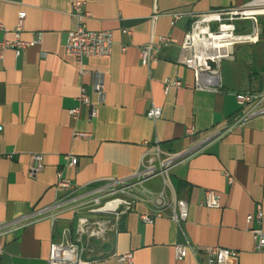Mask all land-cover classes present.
Returning a JSON list of instances; mask_svg holds the SVG:
<instances>
[{
    "label": "crops",
    "instance_id": "0c3cea01",
    "mask_svg": "<svg viewBox=\"0 0 264 264\" xmlns=\"http://www.w3.org/2000/svg\"><path fill=\"white\" fill-rule=\"evenodd\" d=\"M82 1L89 13L85 26L111 31L113 45L109 57H85L87 72L79 74L64 48L74 25L73 0H0V41L14 37L21 12L20 38L31 41L42 33L40 43L18 56L10 47L0 49V224L50 205L60 195L55 189L59 170L77 187L132 179L142 155L156 152L157 143L162 158L188 152L142 187L186 200V220L177 223L166 212L144 221L141 215L152 206L136 193L118 229L89 240L86 264H127L115 257L126 252L133 255L131 264H208L198 248L206 246L237 250L234 264H264L250 232L264 230V114L228 128L241 110L236 94L264 91V25L258 24L261 36L255 43L235 45L233 57L221 61L217 91L194 89L192 71L178 62L192 15L251 0ZM161 36H169V44L160 47L155 62L143 65L141 47L150 41L158 45ZM97 73L103 78L102 97L92 88ZM166 79L186 86L165 91ZM80 86L92 107L82 106L74 119L68 111L78 104ZM152 105L161 107L156 120L146 116ZM219 130L224 131L213 137ZM74 131L89 136L75 138ZM32 153L43 157L35 175L29 173ZM66 155L76 157L74 166L66 163ZM208 190L219 195L220 207L205 206ZM248 215L253 216L249 222ZM71 217L66 212L54 222L34 219L0 235V264H47L51 244L62 238L65 227H74ZM175 244L190 245L181 260Z\"/></svg>",
    "mask_w": 264,
    "mask_h": 264
},
{
    "label": "built area",
    "instance_id": "2783aa9c",
    "mask_svg": "<svg viewBox=\"0 0 264 264\" xmlns=\"http://www.w3.org/2000/svg\"><path fill=\"white\" fill-rule=\"evenodd\" d=\"M83 4L82 0H73L72 2L70 12L74 19V25L68 31L64 45L65 52L78 63L77 71L79 74L87 72L82 66L85 57H109L113 45L111 31L91 30L85 26L84 20L89 17V13L83 9ZM261 15H264V0H251L242 6L221 7L192 15L189 28L180 46L178 62L192 71L194 89L217 91L221 88V61L233 57L235 45L255 43L258 40V16ZM24 16L23 12L18 15L17 24L13 29L14 37L0 41L1 50L10 47L18 56L28 46L41 42L42 33H37L36 38L31 41H24L20 38ZM174 18L178 19L179 14H175ZM238 20L250 21L252 30L250 32L238 31L235 24ZM0 29L4 30L1 22ZM169 42V36H161L158 45L151 41L144 44L140 49V59L143 65L150 66L155 62L160 47L169 44ZM164 84L165 91L170 86H186L178 79H166ZM92 88L99 97H102L103 78L98 73L95 74ZM236 99L241 110L232 117L228 126L229 129L252 117L264 114V91L237 93ZM77 102L78 104L68 111L74 119L79 117L82 106L89 105L92 107L84 86H80ZM247 105H249L248 108H246ZM94 114L95 110L92 108L90 116ZM160 115L161 107L156 105H152L146 112V116L152 120H156ZM223 131H216L212 136H219ZM186 132L194 134L192 128H188ZM73 135L75 138L89 136L88 133L82 131H74ZM155 147L156 152L148 149L142 155L141 166L134 173L132 179H105L88 187H77L59 170L55 189L60 195L56 196L50 205L33 212L31 215L0 224V235L17 230L34 219L46 217L54 222L63 213L70 212L75 225L73 228L65 227L62 238L51 244L47 264H86L83 254L89 240L93 238L104 239L107 232L116 231L121 215L133 208L136 193L142 194L145 201L152 206L151 212L141 215L144 221L152 222L154 218L162 217L166 212L177 223L186 220L188 215L186 200L169 199L165 196L164 190L153 193L143 188L142 182L154 175L166 173L170 166L181 160L188 151L162 158L157 143ZM30 157L29 173L35 175L42 170L43 157L40 153H32ZM65 160L68 165L74 166L76 164L75 156L66 155ZM227 176L231 182V176ZM204 204L206 207H220L219 195L208 190ZM252 218V215H248L247 221H251ZM255 218L260 221V211L256 213ZM250 232L254 242V251L264 254V230L251 228ZM189 248L190 245L188 244H175V257L178 260L183 259ZM198 248L206 253L208 264H234L239 255L237 250L221 246ZM2 253L3 247L0 245V256ZM115 257L127 264H131L133 261L131 252L115 255Z\"/></svg>",
    "mask_w": 264,
    "mask_h": 264
},
{
    "label": "rangeland",
    "instance_id": "374dc122",
    "mask_svg": "<svg viewBox=\"0 0 264 264\" xmlns=\"http://www.w3.org/2000/svg\"><path fill=\"white\" fill-rule=\"evenodd\" d=\"M236 28L241 32H250L252 30V25L249 21L238 20L235 22ZM258 24L259 26L264 25V15L258 16ZM261 34H259V37Z\"/></svg>",
    "mask_w": 264,
    "mask_h": 264
},
{
    "label": "water",
    "instance_id": "95a60500",
    "mask_svg": "<svg viewBox=\"0 0 264 264\" xmlns=\"http://www.w3.org/2000/svg\"><path fill=\"white\" fill-rule=\"evenodd\" d=\"M185 155V154H184ZM120 226H121V224H120Z\"/></svg>",
    "mask_w": 264,
    "mask_h": 264
}]
</instances>
